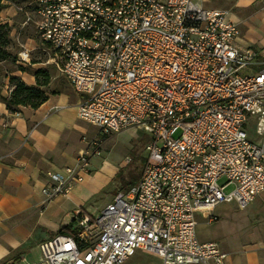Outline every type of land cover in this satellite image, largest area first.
Masks as SVG:
<instances>
[{
	"label": "built area",
	"instance_id": "1",
	"mask_svg": "<svg viewBox=\"0 0 264 264\" xmlns=\"http://www.w3.org/2000/svg\"><path fill=\"white\" fill-rule=\"evenodd\" d=\"M19 9L83 95L81 120L151 137L139 180L96 216L77 212L74 235L40 242L37 263L122 264L142 249L162 264H226L216 242L198 240L196 212L243 209L264 190V60L237 44L229 11L201 0H29ZM18 58L28 63L29 50ZM101 142L49 172L42 192L67 196Z\"/></svg>",
	"mask_w": 264,
	"mask_h": 264
},
{
	"label": "crops",
	"instance_id": "2",
	"mask_svg": "<svg viewBox=\"0 0 264 264\" xmlns=\"http://www.w3.org/2000/svg\"><path fill=\"white\" fill-rule=\"evenodd\" d=\"M201 2L206 8L228 10L230 19L240 29L237 44L251 47L258 52L259 60H264V3L261 0ZM19 7L6 2L0 10V19L10 26L19 24L20 29L34 28L32 24H24ZM13 29L10 40L19 42L21 31L16 33ZM33 32L26 36L21 49L29 50V58L34 52L43 54L50 50L44 61L29 63L33 69L47 65L52 72L46 99L36 108L22 105L17 110H8L3 98L11 90L9 76L20 77L28 86L36 79L29 71L15 69L4 73L0 70V264H38V244L57 234L77 212L91 216L105 184L117 172V167H103L97 155H92L89 172L67 196L48 198L42 192L49 183V172L75 166L78 156L92 147L89 141L101 139L103 133L77 116V104L83 95L72 90L66 79L62 84L55 81V72L59 70L54 51L46 48L50 45ZM88 124L96 128L92 134ZM211 214L216 218L211 219ZM198 224L201 227L200 235L196 232L198 240L216 242L227 254L226 264H264V190L243 209L235 202H221L212 209L198 210ZM155 255L162 264L161 257Z\"/></svg>",
	"mask_w": 264,
	"mask_h": 264
},
{
	"label": "rangeland",
	"instance_id": "3",
	"mask_svg": "<svg viewBox=\"0 0 264 264\" xmlns=\"http://www.w3.org/2000/svg\"><path fill=\"white\" fill-rule=\"evenodd\" d=\"M19 26H20L19 24L13 23L11 29L13 27L15 28L13 29V31L19 33L18 31L20 29ZM20 31H21V34L19 36L20 39L18 38L19 42L14 41L11 38L7 47V53H8L7 57L0 59L1 72L6 73L8 71H12L15 69L31 72V69L33 68L30 67V64L33 61H37V60L44 61L45 57L47 58L49 56L50 50H48L49 53L44 51L43 54L39 52H34L32 53L28 63L21 62L20 59L18 58V52L21 50V45H24L25 44L24 42L27 41L26 36L27 35L30 36V34H32V32L35 30L33 27L31 28L29 27L26 29L25 28L20 29ZM34 33L35 32H33V34ZM48 47L50 46H47L46 48ZM40 68L49 69V66L47 67V65H45L44 68L43 67ZM48 72H49V80L47 85L44 87L46 91L50 90L49 87L50 85L48 84L49 81L51 80V75H52V72H50L49 70ZM55 75H56L55 81L59 84H62V81H64L65 78L57 70L55 72ZM88 129H89V133L92 134L96 128L88 124ZM101 140L102 142L100 146V154L97 155L96 157L99 159L100 164L103 167L112 165L113 167H117V172H115L113 177L110 178L108 183L105 184L102 194H100L98 197L97 204L94 206L92 212H90L91 216H96L102 210L104 204L112 199L116 191L118 190L126 191L130 189V187L139 180V177L149 157V150L147 149V145L150 143L151 137L149 133L144 132L140 129H127L117 133L102 134ZM225 180L226 179L222 177L218 180V183L223 184ZM233 188H234V184L230 183L225 186L223 191L225 193H228ZM200 229L201 227L198 224L196 226V232L198 231L199 235H200L199 233ZM122 264H160V258L153 253L146 252L143 250H137L132 256L127 258Z\"/></svg>",
	"mask_w": 264,
	"mask_h": 264
},
{
	"label": "trees",
	"instance_id": "4",
	"mask_svg": "<svg viewBox=\"0 0 264 264\" xmlns=\"http://www.w3.org/2000/svg\"><path fill=\"white\" fill-rule=\"evenodd\" d=\"M29 0H0V10L6 6V2H12L21 6ZM11 26L0 19V59L7 57V47L10 42ZM35 75V83L33 85H26L20 77L11 75L9 83L11 90L9 96L3 98L6 107L10 111L17 110L19 106H30L32 108L38 107L47 97L45 86L49 80V72L47 69H31ZM41 77V78H40ZM40 78V79H39ZM77 230L76 219L74 218L67 225L60 228L58 233L74 235ZM57 233V234H58Z\"/></svg>",
	"mask_w": 264,
	"mask_h": 264
}]
</instances>
